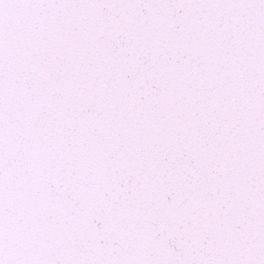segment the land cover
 Returning a JSON list of instances; mask_svg holds the SVG:
<instances>
[{"label":"snow or ice","instance_id":"6c2138e0","mask_svg":"<svg viewBox=\"0 0 264 264\" xmlns=\"http://www.w3.org/2000/svg\"><path fill=\"white\" fill-rule=\"evenodd\" d=\"M0 264H264V0H0Z\"/></svg>","mask_w":264,"mask_h":264}]
</instances>
